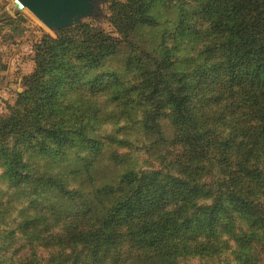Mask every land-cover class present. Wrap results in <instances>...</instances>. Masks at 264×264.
<instances>
[{
	"label": "trees",
	"instance_id": "1",
	"mask_svg": "<svg viewBox=\"0 0 264 264\" xmlns=\"http://www.w3.org/2000/svg\"><path fill=\"white\" fill-rule=\"evenodd\" d=\"M107 5L0 112V264H264V0Z\"/></svg>",
	"mask_w": 264,
	"mask_h": 264
},
{
	"label": "rangeland",
	"instance_id": "2",
	"mask_svg": "<svg viewBox=\"0 0 264 264\" xmlns=\"http://www.w3.org/2000/svg\"><path fill=\"white\" fill-rule=\"evenodd\" d=\"M107 4L108 0H91L88 13L76 17L71 27L95 23L111 30ZM18 14L25 19L21 25L23 27L20 29L5 28L0 32V112L2 114H8L9 106L14 105L17 95L22 92L23 78L30 75L35 69L34 44L45 34L55 36L61 31L53 26L43 24L27 9L19 10L15 5V0H0V20L4 16L16 17ZM144 38L154 41L151 36ZM123 64V57L119 56L109 63L108 69L117 70ZM116 120L117 118H108L107 124L114 125ZM121 126L123 127V123ZM111 127L109 126V128ZM101 167H104L108 174L109 167ZM102 176L100 174V177Z\"/></svg>",
	"mask_w": 264,
	"mask_h": 264
},
{
	"label": "water",
	"instance_id": "3",
	"mask_svg": "<svg viewBox=\"0 0 264 264\" xmlns=\"http://www.w3.org/2000/svg\"><path fill=\"white\" fill-rule=\"evenodd\" d=\"M15 5L30 11L43 24L65 30L76 17L88 13L91 0H15Z\"/></svg>",
	"mask_w": 264,
	"mask_h": 264
}]
</instances>
